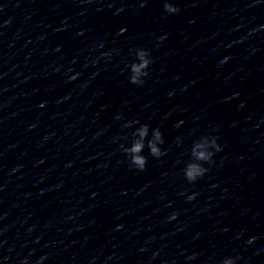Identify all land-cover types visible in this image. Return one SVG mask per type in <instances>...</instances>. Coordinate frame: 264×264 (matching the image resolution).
<instances>
[{
  "label": "clouds",
  "instance_id": "1",
  "mask_svg": "<svg viewBox=\"0 0 264 264\" xmlns=\"http://www.w3.org/2000/svg\"><path fill=\"white\" fill-rule=\"evenodd\" d=\"M164 8L169 13H175L179 11L178 8L173 7L169 3H165ZM133 51L135 52L138 62H133L130 65V70L133 73V75H131L129 79L130 82L133 84H142L143 80L141 79V77L148 75L146 69L151 63V60L149 59V53L146 50L141 48V49H133ZM147 130H148V126L142 125V127L139 130L140 139L134 141L131 147L124 148L123 146H121L126 156L129 157L131 164L134 165L136 169L141 171L144 170L147 163L146 157L141 155V152L144 149L143 138L147 135ZM157 142L159 144L163 143L162 134L159 131V129L154 130V139L148 142L150 154L153 157L159 158L164 153H162L160 147L157 146ZM202 147L203 145H196V148H202ZM211 147L219 150V145L217 144L215 137ZM193 151L197 159L205 162H210L212 156L214 155L212 151L207 153L203 150L197 152L195 148L193 149ZM206 171L207 169L201 165L190 164L186 169H184V175L189 182H194L198 177L203 176Z\"/></svg>",
  "mask_w": 264,
  "mask_h": 264
}]
</instances>
